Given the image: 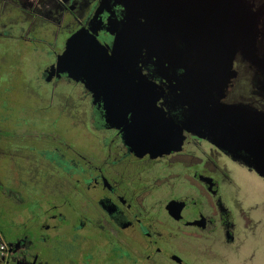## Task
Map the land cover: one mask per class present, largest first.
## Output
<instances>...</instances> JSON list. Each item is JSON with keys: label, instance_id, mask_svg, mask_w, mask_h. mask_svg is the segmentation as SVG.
Wrapping results in <instances>:
<instances>
[{"label": "flooded vegetation", "instance_id": "obj_1", "mask_svg": "<svg viewBox=\"0 0 264 264\" xmlns=\"http://www.w3.org/2000/svg\"><path fill=\"white\" fill-rule=\"evenodd\" d=\"M103 1L0 0V59L16 50V44L6 45L10 41L29 43L34 50L46 53L53 51L54 61L40 74L48 86L40 87L42 97L46 99L50 91V98L65 107L74 101L71 110L88 103L91 116L94 112L101 115L91 117L94 128L90 132L106 133L99 136L104 151H93L92 142L86 141L89 135L82 139L78 131L66 135L58 131L63 139L46 142V173L55 182L46 190V198L32 188L35 201H39L37 218L31 215L25 198H18L11 189L2 192L0 264H264V189L255 195L242 175L257 177L263 183L264 177L210 139L186 129V114L194 102L188 96L190 90L174 91L175 86L156 65L142 66L144 84L148 85L147 78L152 86L156 84L158 106L169 117L166 126H174L173 133L178 141L182 137L183 143L164 155H140L125 143L120 129L105 126L104 97H93L82 82L65 71H49L79 31L99 32V40L113 49L116 30L111 24L125 22L127 10L125 4L114 0L107 10L100 11ZM247 2L260 19L262 44L258 53L264 57V0ZM210 13L187 12L193 18L196 15V24ZM215 18L217 21L218 13ZM175 21L182 32L190 34L192 21L182 19L180 12ZM184 71L182 68L178 73ZM215 80L220 86L221 70ZM59 81L85 90L90 102L82 95L76 100L71 94L67 98L64 92H55L61 88ZM192 84L199 88L197 78ZM219 86L216 93L223 92L221 101L249 104L264 111V64L238 54L230 82L220 91ZM29 150L16 152V159L21 160L18 155L28 158ZM0 154L8 156L12 151L0 146ZM2 179L7 180L4 175L0 182ZM18 210L25 213L9 232L11 213ZM65 225L70 232L67 237L62 231Z\"/></svg>", "mask_w": 264, "mask_h": 264}, {"label": "water", "instance_id": "obj_2", "mask_svg": "<svg viewBox=\"0 0 264 264\" xmlns=\"http://www.w3.org/2000/svg\"><path fill=\"white\" fill-rule=\"evenodd\" d=\"M113 1L104 0L100 11ZM247 1L117 0L125 4L127 14L125 22L111 24L116 30L113 49L99 40V32L79 31L49 71H65L93 97H104L105 126L120 129L125 143L137 154L160 156L179 149L183 138L178 141L175 127L166 126L169 117L158 106L155 82L152 86L147 78L148 85L144 84L142 66L153 63L175 86L174 91L190 90L188 96L194 102L186 114V129L210 139L264 177V111L249 104L225 103L220 100L223 92L216 93L215 75L221 70L220 91L230 82L238 54L264 64L258 53L260 19ZM207 9L210 15L199 24L196 15L187 14ZM179 12L182 19L193 22L190 34L182 32L175 21ZM182 68L185 71L179 74ZM193 78L199 80V88L192 84ZM145 107L149 108L145 111Z\"/></svg>", "mask_w": 264, "mask_h": 264}, {"label": "rangeland", "instance_id": "obj_3", "mask_svg": "<svg viewBox=\"0 0 264 264\" xmlns=\"http://www.w3.org/2000/svg\"><path fill=\"white\" fill-rule=\"evenodd\" d=\"M15 44L16 50L13 53L4 54L0 59V146L4 150L12 151V154L8 156L0 154V173L2 172L7 178L2 183L8 181L7 184L0 182V193L11 189L18 198H25L31 215L37 218L39 201H35L36 195L32 188H36L38 193L46 198V190L51 189L55 182V179L46 173V148H48L46 142L60 141L64 138V134H75L78 131L82 139L89 135L86 141L92 142L93 151H104L99 136H104L106 133L90 132L94 128L92 118L101 115L99 112H94L91 116L92 110L88 103L82 105L81 109L71 110L70 107L74 105V101L70 102V107H65L64 105L59 106V102L50 98V91L46 99L42 97L41 88L47 89L48 86L47 81L45 83L40 74L45 65L54 61L53 51L46 53V50H34L36 47H31L25 42L6 43L9 47ZM30 48L33 50L29 52ZM2 53L6 52L2 51ZM58 86L61 88H56L55 92L62 91L67 98H70L71 94L77 97L76 100H79L78 97L82 95L84 100L90 102L89 97L85 96L86 93L84 94L85 90L82 91L80 87L66 85L62 81L58 82ZM42 103L46 104V108ZM58 131L63 134L61 137L58 136ZM28 149H30L29 156L25 153L28 158H21V155H18V159L21 160L16 159V152ZM86 150H88L87 147ZM3 175L0 178H3ZM242 177L247 179V184L250 186L248 188H251L255 195H259L264 189V183L257 177L246 174ZM67 189L71 193L74 192L69 187ZM56 195L61 197L57 191ZM20 207L21 205H18L17 208ZM24 213L23 210L11 213V220L8 224L9 232L14 230L18 219H21L19 217H22ZM2 221L4 222L5 218H2ZM62 231L66 237L70 235L67 225Z\"/></svg>", "mask_w": 264, "mask_h": 264}, {"label": "crops", "instance_id": "obj_4", "mask_svg": "<svg viewBox=\"0 0 264 264\" xmlns=\"http://www.w3.org/2000/svg\"><path fill=\"white\" fill-rule=\"evenodd\" d=\"M17 169H18V167H17ZM3 175V173L1 172L0 173V177ZM2 181H3V179L1 180V183H2ZM3 184H6V183H3ZM5 193H7V192H5ZM1 197H2V193H0V199H1Z\"/></svg>", "mask_w": 264, "mask_h": 264}]
</instances>
